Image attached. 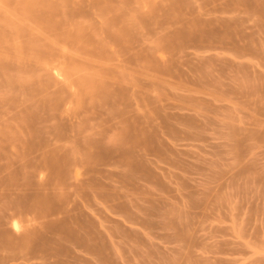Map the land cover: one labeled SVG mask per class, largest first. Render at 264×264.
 <instances>
[{"label":"rangeland","instance_id":"rangeland-1","mask_svg":"<svg viewBox=\"0 0 264 264\" xmlns=\"http://www.w3.org/2000/svg\"><path fill=\"white\" fill-rule=\"evenodd\" d=\"M264 264V0H0V264Z\"/></svg>","mask_w":264,"mask_h":264},{"label":"crops","instance_id":"crops-1","mask_svg":"<svg viewBox=\"0 0 264 264\" xmlns=\"http://www.w3.org/2000/svg\"><path fill=\"white\" fill-rule=\"evenodd\" d=\"M29 264H35V262H30Z\"/></svg>","mask_w":264,"mask_h":264}]
</instances>
